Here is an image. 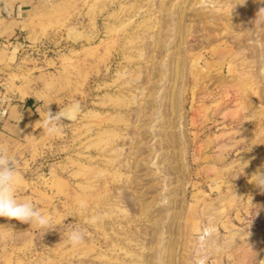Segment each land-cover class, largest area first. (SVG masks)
<instances>
[{"label": "rangeland", "instance_id": "1", "mask_svg": "<svg viewBox=\"0 0 264 264\" xmlns=\"http://www.w3.org/2000/svg\"><path fill=\"white\" fill-rule=\"evenodd\" d=\"M1 2L38 118L16 196L53 225L0 217V264H264V0Z\"/></svg>", "mask_w": 264, "mask_h": 264}, {"label": "clouds", "instance_id": "2", "mask_svg": "<svg viewBox=\"0 0 264 264\" xmlns=\"http://www.w3.org/2000/svg\"><path fill=\"white\" fill-rule=\"evenodd\" d=\"M264 12L261 9L259 13ZM264 19V17H261ZM81 112L79 102H73L56 114L47 111L42 120L43 128L50 134L61 131L59 123L62 120L73 121ZM17 161L11 158L4 146L0 145V217L9 220H17L21 223L36 225L38 228L52 229L53 218L51 215L43 214L30 201H20L16 196V184L18 183ZM254 178V179H253ZM253 182L261 191H264V172H257L251 177ZM81 208L86 207L84 204ZM99 216H92L89 223H96ZM86 232L80 228H74L67 233L66 241L72 246H78L85 240Z\"/></svg>", "mask_w": 264, "mask_h": 264}, {"label": "crops", "instance_id": "3", "mask_svg": "<svg viewBox=\"0 0 264 264\" xmlns=\"http://www.w3.org/2000/svg\"><path fill=\"white\" fill-rule=\"evenodd\" d=\"M14 8L0 0V71L7 72L13 68V63L24 49V44L18 40L16 30L19 19L9 16ZM30 99L15 96L10 105L9 113L0 129V145L4 146L8 155L17 160L20 152L28 142L33 140L37 117L36 107Z\"/></svg>", "mask_w": 264, "mask_h": 264}, {"label": "built area", "instance_id": "4", "mask_svg": "<svg viewBox=\"0 0 264 264\" xmlns=\"http://www.w3.org/2000/svg\"><path fill=\"white\" fill-rule=\"evenodd\" d=\"M14 100V93L7 89V85L0 81V129L8 116L10 105Z\"/></svg>", "mask_w": 264, "mask_h": 264}, {"label": "bare ground", "instance_id": "5", "mask_svg": "<svg viewBox=\"0 0 264 264\" xmlns=\"http://www.w3.org/2000/svg\"><path fill=\"white\" fill-rule=\"evenodd\" d=\"M212 228H213L212 225H208V226L205 227V230H204L205 232H204V231H203V232H204L205 234L208 235V233L211 231ZM198 239H199V238H198ZM198 239H197V240H198ZM196 243H197V242H196ZM198 243H199V241H198ZM197 247H198V244H197ZM199 248H200V247H199ZM196 250H197V248H196ZM201 260H202V259H201ZM201 260H200V261H201ZM200 261H199V262H200ZM203 261H204V259H203Z\"/></svg>", "mask_w": 264, "mask_h": 264}]
</instances>
